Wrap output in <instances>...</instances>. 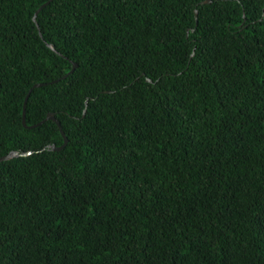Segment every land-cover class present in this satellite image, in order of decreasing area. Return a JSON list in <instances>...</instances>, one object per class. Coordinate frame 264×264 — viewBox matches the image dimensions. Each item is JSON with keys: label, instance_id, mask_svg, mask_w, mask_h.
<instances>
[{"label": "trees", "instance_id": "16d2710c", "mask_svg": "<svg viewBox=\"0 0 264 264\" xmlns=\"http://www.w3.org/2000/svg\"><path fill=\"white\" fill-rule=\"evenodd\" d=\"M45 1L0 0V264H264V0Z\"/></svg>", "mask_w": 264, "mask_h": 264}, {"label": "water", "instance_id": "95a60500", "mask_svg": "<svg viewBox=\"0 0 264 264\" xmlns=\"http://www.w3.org/2000/svg\"><path fill=\"white\" fill-rule=\"evenodd\" d=\"M50 1H51V0H46L44 3H42V4H41V5L35 10V12H34V14H33V16H32V19L34 20V22H36V15H37V13L39 12V10H40L43 6H45L47 3H49ZM209 1H210V0H205V2H209ZM194 15H195V16L197 15V9L194 10ZM35 24H36V26H37V28H38V33L41 34L40 29H39L37 23H35ZM47 45H48L51 49L55 50L52 44L47 43ZM76 66H77V63L72 61V67H71L70 70L67 72V74H68L69 72H72ZM64 76H66V74H64L62 77H64ZM58 79H59V78H58ZM58 79H54V80H52L51 83L57 81ZM147 79L149 80V78H147ZM43 84H45V83H44V82H36V83H34V84L29 88V90H28V92H27V94H26V96H25V98H24L23 109H22V124L25 125V126H28V127H34L35 125H37V124L41 123L42 121H44V120H41L40 122H38V123H36V124H32V125H26V122H25V106H26V100H27V98H28V96H29V94H30V92H31V90H32L33 87H37V86H40V85H43ZM84 111H85V109H83V114H84ZM45 119H52V120H54V121L56 122V124L58 125V127H59V129H60V132H61V134H62V136H63V142H62L60 145L50 144V145H47L46 147L49 148V149H53V150H60V149H62V148L65 147V145L67 144L68 138H67L66 134L64 133L63 129L61 128V125H60L59 120H58L57 118H55L53 112H48L47 115H46V117H45ZM29 152H30V151L24 153V152H18L17 150H11V151H9V152L6 153V154L1 155V156H0V161L7 160V159H10V158H12V157H16V156H19V155H23V154H26V153H29Z\"/></svg>", "mask_w": 264, "mask_h": 264}]
</instances>
